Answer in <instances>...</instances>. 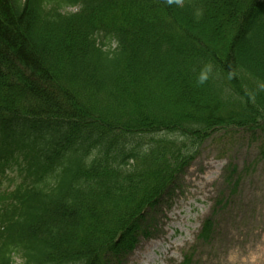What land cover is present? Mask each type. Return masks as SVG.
<instances>
[{"label":"trees","instance_id":"trees-1","mask_svg":"<svg viewBox=\"0 0 264 264\" xmlns=\"http://www.w3.org/2000/svg\"><path fill=\"white\" fill-rule=\"evenodd\" d=\"M263 130L261 0H0V264H122L212 134Z\"/></svg>","mask_w":264,"mask_h":264},{"label":"rangeland","instance_id":"rangeland-1","mask_svg":"<svg viewBox=\"0 0 264 264\" xmlns=\"http://www.w3.org/2000/svg\"><path fill=\"white\" fill-rule=\"evenodd\" d=\"M263 142L264 130L212 134L173 191L147 211L143 227L151 238L139 239L122 264H180L185 255L190 264H264ZM209 218L213 230L203 243L198 236Z\"/></svg>","mask_w":264,"mask_h":264},{"label":"bare ground","instance_id":"bare-ground-1","mask_svg":"<svg viewBox=\"0 0 264 264\" xmlns=\"http://www.w3.org/2000/svg\"><path fill=\"white\" fill-rule=\"evenodd\" d=\"M149 245H151V248H155V249H157L158 246H159L158 244H152V243L149 244ZM146 248H148V247H146ZM146 248H145V249H146ZM149 248H150V247H149ZM151 248H150V249H151Z\"/></svg>","mask_w":264,"mask_h":264}]
</instances>
